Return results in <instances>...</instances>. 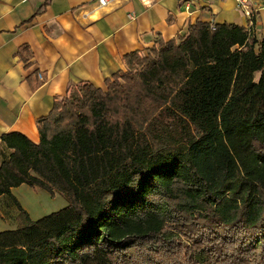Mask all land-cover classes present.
Here are the masks:
<instances>
[{
	"label": "trees",
	"instance_id": "1",
	"mask_svg": "<svg viewBox=\"0 0 264 264\" xmlns=\"http://www.w3.org/2000/svg\"><path fill=\"white\" fill-rule=\"evenodd\" d=\"M253 21L158 38L125 55L105 89L57 97L38 142L2 134L0 197L19 225L0 232V264H264V30ZM19 53L29 61L28 46ZM22 184L69 204L33 220L12 191Z\"/></svg>",
	"mask_w": 264,
	"mask_h": 264
},
{
	"label": "crops",
	"instance_id": "2",
	"mask_svg": "<svg viewBox=\"0 0 264 264\" xmlns=\"http://www.w3.org/2000/svg\"><path fill=\"white\" fill-rule=\"evenodd\" d=\"M182 1L49 0L41 9L46 0H0V137L18 131L38 142V119L57 97L85 82L105 88L107 78L127 69L125 55L147 53L158 38L183 36L197 21L248 26L235 0H194L191 14Z\"/></svg>",
	"mask_w": 264,
	"mask_h": 264
},
{
	"label": "rangeland",
	"instance_id": "3",
	"mask_svg": "<svg viewBox=\"0 0 264 264\" xmlns=\"http://www.w3.org/2000/svg\"><path fill=\"white\" fill-rule=\"evenodd\" d=\"M262 1L264 4V0ZM257 20L259 23L257 22L255 25V32L258 36H261L264 30V9L259 12ZM258 76L259 74L256 75V78ZM15 195L33 220H38L44 216L60 211L69 204L63 194L57 193L55 196H52L47 190L39 187H31L28 184H22L17 187L15 189ZM1 213L7 214L5 218L1 216ZM18 213V207L12 199L4 196L0 201V232L17 229L19 225Z\"/></svg>",
	"mask_w": 264,
	"mask_h": 264
},
{
	"label": "built area",
	"instance_id": "4",
	"mask_svg": "<svg viewBox=\"0 0 264 264\" xmlns=\"http://www.w3.org/2000/svg\"><path fill=\"white\" fill-rule=\"evenodd\" d=\"M142 3L146 6L152 5L153 0H141ZM204 2H207L208 4H211L214 0H201ZM238 7L241 9L243 14L248 19V26L251 27L254 24V17L258 18V14L260 11L264 9V4L262 0H235ZM100 5H105L109 2V0H98ZM196 3L194 0H183L182 1V8L184 12L191 14L192 8ZM212 27H214V24H212ZM39 78L41 80H44L43 73H39Z\"/></svg>",
	"mask_w": 264,
	"mask_h": 264
}]
</instances>
